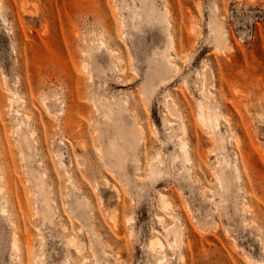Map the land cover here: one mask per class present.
Returning a JSON list of instances; mask_svg holds the SVG:
<instances>
[{
    "label": "rangeland",
    "instance_id": "obj_1",
    "mask_svg": "<svg viewBox=\"0 0 264 264\" xmlns=\"http://www.w3.org/2000/svg\"><path fill=\"white\" fill-rule=\"evenodd\" d=\"M162 54L176 64L165 82ZM96 98L119 99L125 127L138 128L125 162L102 152L118 132ZM200 100L218 111L220 131L199 119ZM0 118L10 145L6 160L0 147V264H264V0H0ZM158 155L161 175L145 178ZM224 156L239 175L222 199ZM164 225L181 228L178 244ZM154 235L163 250L149 246Z\"/></svg>",
    "mask_w": 264,
    "mask_h": 264
},
{
    "label": "bare ground",
    "instance_id": "obj_2",
    "mask_svg": "<svg viewBox=\"0 0 264 264\" xmlns=\"http://www.w3.org/2000/svg\"><path fill=\"white\" fill-rule=\"evenodd\" d=\"M152 4H153V11H154V13H156L157 19L162 20L163 18L161 16V14L159 13L160 9L158 7L156 8V6L154 5L153 2H152ZM26 10H25V12H28ZM140 13L137 11V14H136V17L139 20H141V18H142V15ZM211 31H212V35L214 37V41H215L217 47L221 48V47L226 46V43H227L226 35L227 34L224 31V28L221 25H218V23H214L211 25ZM172 46H173V44L171 43V41H169L168 47H172ZM90 57H92V56H90ZM111 61H113V60H111ZM93 63H94V61H93ZM154 64H155L156 76L162 82H165L167 80V78H164V75L166 73H170L172 71H175V69H176V67H175L176 64L172 61V57L169 55H166V54H162L161 56L156 57ZM86 65H90L89 67H91L92 61L87 62ZM206 71H207V73H206L205 83H204L203 88H202V94H203L204 99L209 97V93H211V92H210L208 86L213 81L210 68H209V71L208 70H206ZM156 89H157V84L153 82V79L146 80L142 84V92L146 97H148V99L155 93ZM8 96H10V95H8ZM16 98H17V96L15 97V95L10 97L9 103H10L11 109L13 107L14 102L15 103L17 102L18 98L17 99ZM95 101H96V110L106 120V122H107L106 126L107 125L111 126V124H112L115 126V128L118 132L117 137L113 136L114 137L113 138L110 136V131H108V133H109V147H107V149L103 148L102 152L105 155H107V153L110 155V154H113V152L117 151V152H119L118 155H120L122 157L121 160L125 162L123 154L126 151V148L130 145L128 141L129 140L133 141V140H136L138 138V128L135 124H133L132 125L133 132H130V131H128L129 129H127L125 127L123 114H124V111L126 110V108H125L124 103L121 102L119 99L113 98L112 100H106V99L102 100V99L96 98ZM167 103H168L170 109H172L173 111L176 110L178 112L177 108L175 107L176 102L171 95L167 96ZM47 105H49V104L47 103ZM198 105H199L198 115H199V119L202 121V123L214 131H220V115H219L218 111L215 110L214 108L210 107L204 100H200ZM115 106H117L118 109H116ZM8 107H9V105H8ZM48 107H51V105H49ZM26 115H27L26 117H28L31 114H26ZM181 127H182V130L185 132L186 131L185 125H182ZM16 129H17V127H16ZM13 131H15V130H13ZM17 133L20 135L22 140L26 141L27 144H29V138L26 136L27 131L25 129H22L21 126H18ZM180 141H181L180 147L182 150L181 152H183L182 156L184 157V159L186 161H189L190 158H189L188 143L186 141H184L182 138ZM127 142H128V144H127ZM9 146L10 145L6 139H3L0 141V147L2 148L3 153H4V160L8 159L5 155H7V153L10 152ZM23 151H24V149H23ZM23 154L25 156L24 152H23ZM59 156L61 159L60 154H59ZM116 156H117V154H116ZM24 158H26V156ZM159 159H160V156L158 155L156 157V159L149 164L148 174L145 178L152 179L154 177L161 175V170L159 169V164L157 163V161ZM237 166H238L237 164L232 165L231 162L225 156L218 162V164L216 166L215 173L219 178V181L221 183L220 185L222 186L221 187V198L222 199L225 198L227 193L232 192L233 183H235L237 181V178H238L237 175H239ZM9 182L10 181H8V183ZM37 195L42 197L43 200H45V201L49 200V197L47 195V190L45 189V186H43V184H41L40 189H38ZM162 201H163V204L165 207L170 206V202L166 198L165 194H162ZM248 207L249 206L244 202V204L242 205V209H245ZM50 212H51V207H49V210L47 213H50ZM160 218H161L160 220H163L162 217H160ZM115 219L116 218L113 217V220H115ZM129 219H131V217H129L128 220ZM177 224L178 223H176L175 225H177ZM164 232L166 233L167 236L173 235L172 242L170 243V245L178 244V241L181 239V236H182L181 235L182 232H181L180 227L176 228L174 225H167V226L164 225ZM40 238L42 239V236ZM70 242L72 244L76 245L78 249L82 248V244H78V242L75 239V236H72ZM26 245H27V248H32V239L31 238H29V237L26 238ZM149 246L151 248H159V249L163 250L166 245H165V242L163 241V239L160 237V235H154L153 238L150 239ZM13 247L17 251L20 248L19 244L16 241L14 242ZM41 257L44 258V256H42V255H41ZM42 260L40 261L41 263H42ZM34 261L36 262V260H34ZM97 264H99V263L97 262ZM156 264H167L166 258L164 256L158 257Z\"/></svg>",
    "mask_w": 264,
    "mask_h": 264
}]
</instances>
